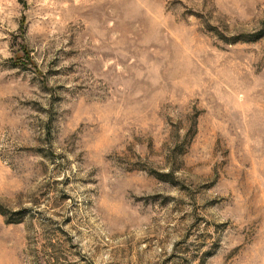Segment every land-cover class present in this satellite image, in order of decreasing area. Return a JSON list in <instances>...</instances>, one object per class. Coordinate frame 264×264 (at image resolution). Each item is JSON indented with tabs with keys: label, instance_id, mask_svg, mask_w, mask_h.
<instances>
[{
	"label": "rangeland",
	"instance_id": "obj_1",
	"mask_svg": "<svg viewBox=\"0 0 264 264\" xmlns=\"http://www.w3.org/2000/svg\"><path fill=\"white\" fill-rule=\"evenodd\" d=\"M0 264H264V0H0Z\"/></svg>",
	"mask_w": 264,
	"mask_h": 264
}]
</instances>
